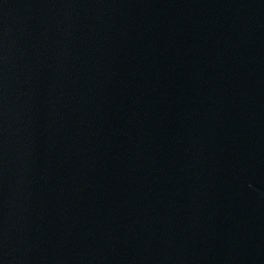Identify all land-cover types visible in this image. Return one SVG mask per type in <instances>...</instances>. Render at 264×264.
<instances>
[{"label": "water", "instance_id": "obj_1", "mask_svg": "<svg viewBox=\"0 0 264 264\" xmlns=\"http://www.w3.org/2000/svg\"><path fill=\"white\" fill-rule=\"evenodd\" d=\"M0 264H264V0H0Z\"/></svg>", "mask_w": 264, "mask_h": 264}]
</instances>
